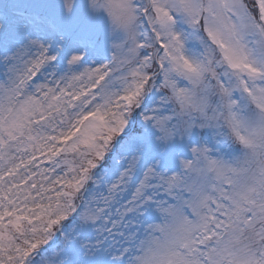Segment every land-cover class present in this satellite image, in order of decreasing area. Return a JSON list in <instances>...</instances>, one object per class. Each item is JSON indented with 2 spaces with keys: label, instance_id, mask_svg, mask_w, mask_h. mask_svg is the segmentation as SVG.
I'll list each match as a JSON object with an SVG mask.
<instances>
[{
  "label": "snow or ice",
  "instance_id": "6c2138e0",
  "mask_svg": "<svg viewBox=\"0 0 264 264\" xmlns=\"http://www.w3.org/2000/svg\"><path fill=\"white\" fill-rule=\"evenodd\" d=\"M0 264H264V0H0Z\"/></svg>",
  "mask_w": 264,
  "mask_h": 264
}]
</instances>
